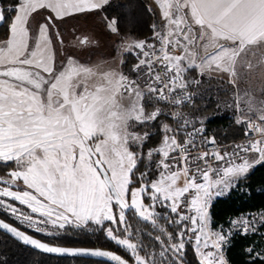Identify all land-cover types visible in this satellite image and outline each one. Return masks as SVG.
Returning <instances> with one entry per match:
<instances>
[{
  "label": "snow or ice",
  "instance_id": "1",
  "mask_svg": "<svg viewBox=\"0 0 264 264\" xmlns=\"http://www.w3.org/2000/svg\"><path fill=\"white\" fill-rule=\"evenodd\" d=\"M108 2L15 0L7 9L0 2V25H8L0 37V163L14 165L0 177V211L47 237L59 236L68 226H99L129 258L43 242L3 219L0 230L46 254L105 257L114 264H185L191 244L199 264H228L224 251L233 233L209 228V206L255 167L264 166V100L237 93L236 123L245 126L247 142L231 152L214 149L195 156L191 152L203 127L155 105L190 101L189 86L200 83L187 79L190 70L201 76L205 71L227 75L234 87L241 70L252 72L259 66L264 71V56L253 62L256 51L264 49V0H157L163 28L152 25L153 42L121 45L122 53L136 61L128 73L123 60L117 69L106 62L80 63L65 54L57 65L56 44L64 45L57 21L102 10ZM36 17L41 19L33 33L30 23ZM107 28L120 37L115 19ZM90 43L87 36H74V47ZM161 115H168L176 127L163 124L161 145L144 153L150 133L136 129ZM180 135L183 142L177 139ZM207 143L215 144V139ZM181 148L186 151L170 156ZM155 156L161 158L153 169ZM208 157L218 166L208 164ZM177 164L185 165L182 188L175 186L181 171L173 170ZM145 197L150 204L145 205ZM157 206L164 212L156 211ZM129 210L138 221L150 222L153 231L146 235L151 248L139 239L131 242L133 231L139 236L142 229L133 230L126 219ZM259 219L264 224V213ZM255 222V216L230 221L245 234L256 231ZM246 251L251 256L255 249ZM255 259L264 264V252Z\"/></svg>",
  "mask_w": 264,
  "mask_h": 264
},
{
  "label": "trees",
  "instance_id": "2",
  "mask_svg": "<svg viewBox=\"0 0 264 264\" xmlns=\"http://www.w3.org/2000/svg\"><path fill=\"white\" fill-rule=\"evenodd\" d=\"M4 9H7L10 4H13L15 0H0ZM106 16L115 19L118 22L119 32L123 35H130L139 40L147 39L149 35L150 14L147 11L144 0H109L108 4L101 10ZM5 15H9L7 11ZM12 15V13H11ZM67 24L66 39L64 45L74 43V36H87L92 38L93 33L87 32L85 28H77L76 24ZM7 24L0 25V36H4ZM87 30V31H86ZM86 31V32H85ZM72 34H74L72 36ZM90 34V35H89ZM55 39V37H54ZM103 42V41H102ZM57 47L60 45L57 43ZM63 45V46H64ZM100 45H103L101 43ZM68 48V46H66ZM69 49V48H68ZM77 53L79 49L75 50ZM126 63L123 65V71L129 72L130 63L132 62L131 55L124 54V60ZM198 77L199 81L210 83L213 79L207 78L204 75L197 74L196 70H190L187 73V79ZM199 86V84L197 85ZM205 92H199L197 96L193 97V104L184 107L190 111L204 113H210L213 109L214 102L209 96L204 97ZM205 128L210 130L213 138L217 141H226L235 139L240 136V129L235 122L234 117L223 111L219 114L214 113L207 117L204 121ZM150 130V138L144 145L145 148L155 145L160 139V124L155 121L148 124ZM14 167L12 164L5 165L0 163V174H5L7 169ZM140 170L143 166L140 165ZM160 210V208H157ZM264 210V166H257L251 170L246 177H242L238 180L236 186L229 189L224 195L213 199L209 206L210 215V229L220 230L223 228L225 231L229 226V222L232 218L239 217L241 215L256 213ZM0 217L9 221L10 223L18 226L19 228L31 233L34 236L39 237L50 243L67 245V246H87V247H101L116 251L125 258H129L124 250L118 248L113 242L108 240L105 233L99 226L91 225L77 229L72 226H68L59 236L47 237L42 234L36 233L33 230L27 229L20 225L13 219L9 218L3 211H0ZM126 219L132 226L133 230L139 227L142 229V234L137 236L133 231V239L141 240L143 244L150 245V240L146 233L153 231L150 222L144 224L137 220L134 211L129 210L126 215ZM108 222H106L107 224ZM159 223L166 225L164 219H160ZM175 226L168 228V231H173ZM232 235L229 237V243L225 248L224 254L228 264H261L259 259H255L256 254L264 252L261 249L262 237L264 233V224H259L255 232H249L245 234L242 231L231 230ZM261 232V234H259ZM248 248H254L255 251L249 255L246 251ZM158 249V248H157ZM156 249V250H157ZM143 255V253H141ZM185 264H199L193 247L191 244L186 247V255L184 257ZM0 264H111L101 260H95L90 258L80 257H66V256H54L45 254L29 248L16 240L9 237L7 234L0 231Z\"/></svg>",
  "mask_w": 264,
  "mask_h": 264
},
{
  "label": "rangeland",
  "instance_id": "3",
  "mask_svg": "<svg viewBox=\"0 0 264 264\" xmlns=\"http://www.w3.org/2000/svg\"><path fill=\"white\" fill-rule=\"evenodd\" d=\"M12 15H15V13H12ZM40 19L41 17H36L35 19L31 21L30 27L33 33L36 32L38 28V21H40ZM111 20H113L111 17L106 16L101 10H98V11H94L88 14L73 15L71 17L63 19L62 21H57L59 32L63 36L64 40L66 39V33H67L66 25L69 23L71 24V22H74L73 24H76L77 28H80V29L85 28L88 30V31L86 30L87 32L92 31L91 33L96 34L98 37L97 38L98 43H96L95 45H92L93 42H96V40H94L93 42L90 43V45L84 48L74 47L73 46L74 43L69 44V45L65 44L63 47L61 46L57 47L56 45L55 51H56L57 65L61 64V62L64 60L65 54H67V55H71L72 57H74L80 63H86L89 65H92V64H96L100 62H106L107 65L119 69L120 62L124 60V54L122 53L121 45L133 43L134 41L128 38L130 36L120 34V37H117L116 35L111 33V31L107 28V23ZM159 21L161 22V26L163 28V20H159ZM89 29L90 30L92 29V30L90 31ZM73 35L74 34H72V36ZM90 36H93V35H90ZM53 39H54V36H53ZM101 43H103V45H100ZM66 46H68L69 49ZM73 49L75 50L79 49L77 50L79 52L77 53ZM261 56H264V49H260L256 51V56L253 58V62L256 63L261 58ZM197 74H198V71H197ZM203 75L207 78L210 77L213 80L210 83L200 81L199 86H197V84H191L189 87H190L193 97L197 96L199 92H205L204 97H207V98L209 96L211 97V100L214 102V104H213L212 111L210 110V113L202 114L198 111L197 112L190 111L188 110V108H184V107L181 109V111L171 110L170 112L167 107L161 104L155 105V106L160 107L162 111L166 114H170L172 112H180L186 115L188 119L194 124H201L198 121H203V124H204V121L206 120L207 117L211 116L214 113L219 114L223 111H226L228 114L233 116L236 122L237 117L240 115V113L235 108L236 101L234 97L236 96L237 93H239V95L243 97L244 94L247 92L249 93V96L251 98H254L257 102L264 100V91H262L264 90V71H262L259 66L257 67L256 70L252 72L241 70V77L240 79L237 80L235 87L233 86V84L228 82L229 77L227 75H223V74L216 73V72L210 73L207 71H205ZM192 79L199 80L198 77L189 78V80H192ZM248 98L249 97H245V99H248ZM191 104H193V102ZM240 105H241V108L245 109V111L247 110V105L244 103L243 100L240 101ZM147 110L151 111L152 108L149 107ZM156 121L159 122L160 124V132H161L160 139L157 144L145 148V150H143L144 153H147L149 150L157 148L161 145L162 137L164 135L162 131L163 124H169L170 126L176 125L175 121H173L168 115H161ZM136 131L140 132L141 134H143L144 132L150 133V130L148 129L147 125L144 127L137 128ZM160 158H161L160 156H155L153 158V163H152L153 169H155V161H158ZM147 163L148 161L147 159H145L144 163L141 164L143 166V169L141 171L145 170V165ZM10 169H7L5 174H2V175L0 174V177H6V173ZM137 176H139V173H137ZM153 178H155V172L153 173ZM184 183H185V176L180 171V176L175 186L182 188L184 186ZM18 184L21 187H23L22 181L18 182ZM0 187H2V185H0ZM142 199L145 205H148L151 203V201L148 200L146 197ZM129 202H130V198H129ZM12 203H15V202H12ZM157 208L159 207L157 206ZM157 208H156V211L161 212V213L164 212L163 209L157 210ZM24 210L27 211V209H24ZM261 213H264V210L256 212V213L241 215L239 217L232 218L230 221L240 220L242 217L246 219H251L253 216H255L256 222L254 224V227L256 229L258 225L261 224L260 219H259ZM6 215L9 218L16 221L13 217L9 216L8 214ZM16 222L19 223L18 221ZM160 224L163 225L162 223ZM24 227L27 228L26 226ZM229 230H238V231L244 232L242 228L241 229L233 228L230 222H229L228 228H226L224 232L228 233ZM216 231H219V230H216ZM259 234H261V232H259ZM262 234H263V237L261 240L262 242L261 249L264 250V233ZM131 242H134V243L136 242L133 239V237L131 238ZM192 243H194V240L192 241ZM158 250L159 249H157L156 251Z\"/></svg>",
  "mask_w": 264,
  "mask_h": 264
},
{
  "label": "built area",
  "instance_id": "4",
  "mask_svg": "<svg viewBox=\"0 0 264 264\" xmlns=\"http://www.w3.org/2000/svg\"><path fill=\"white\" fill-rule=\"evenodd\" d=\"M146 8H147L148 13L150 14V24H149L150 31H149V35H148L147 39H145V40H148V42L151 43V42H153L152 41V36H153L152 25L156 24L161 29H162V26H161V22L159 21V19L155 16L154 10L150 6H146ZM170 51H172V50H170ZM173 54L179 55V51H174ZM131 56H132V62L130 63V69L133 66V64L136 62L135 58H134V55H131ZM125 73H128V72H125ZM188 92L191 93L190 87L188 88ZM192 101H193V96H191V100L190 101H187V102L183 103L180 106L173 107V106H168V105H165V104H161V105L167 107L170 112H171V110H173V111H181V109L183 107L191 104ZM195 126L197 128L202 126L203 127V132L200 133L196 137L197 148L191 152L192 156H195L197 154V152L202 153V152H205V151H212L214 149H218L221 153H223L225 150L231 152V151H233L235 145L245 144L247 142V140H248V137H246L244 135L245 126L241 125V124H238L239 129H240V136L239 137H237L235 139H231V140H226V141H217L215 139V144L207 143V141L209 139L213 138V135H212L210 130H207L205 128L204 124H202V125L201 124H195ZM172 127L175 128L176 125H172ZM188 131H191V128H189ZM253 136L255 138V134H253ZM177 139L180 142H183L184 136L180 135V136L177 137ZM185 151L186 150L184 148H181V149H179V152L170 153V156H177L178 157L180 154L184 153ZM169 162L170 163H174L173 161H169ZM208 164H210L212 167H217L218 166L217 162L212 157H208ZM200 166L203 167V162H200ZM184 167H185L184 164H177V168H174L173 170H181V172H182V169ZM189 167H190L192 172H195V166L194 165H189ZM200 182H202V181H200Z\"/></svg>",
  "mask_w": 264,
  "mask_h": 264
},
{
  "label": "water",
  "instance_id": "5",
  "mask_svg": "<svg viewBox=\"0 0 264 264\" xmlns=\"http://www.w3.org/2000/svg\"><path fill=\"white\" fill-rule=\"evenodd\" d=\"M0 219H3V218L0 217ZM3 220H5V219H3ZM5 222H8V223L11 224L12 226L17 227L19 230L24 231L27 235L33 236L34 238H37V239H40L39 237L32 235L31 233H29V232H27V231H25V230L19 228L18 226H16V225L10 223V222L7 221V220H5ZM0 231L3 232V233H5V234H7L9 237H11L12 239H14V240H16L17 242L21 243L22 245H24L22 241H19V240H18L16 237H14L12 234L7 233V232H5L4 230H0ZM40 240L43 241V242H47V241L42 240V239H40ZM49 243H50V242H49ZM52 244H54V243H52ZM56 245H58V246H62V247H66V248L89 249V250H95V249L106 250V251L113 252V253H115V254H119V253H117V252L114 251V250L107 249V248H101V247L67 246V245H59V244H56ZM25 246H27V245H25ZM27 247L32 248L31 246H27ZM32 249H34V248H32ZM34 250L41 252L40 250H37V249H34ZM45 254H46V253H45ZM50 255H54V256H66V257L90 258V259L101 260V261H105V262H108V263L114 264V262L108 260V259L105 258V257H95V256H90V255H88V256H68V255H58V254H50ZM119 255H121V254H119ZM121 256H122V255H121ZM122 257H123V256H122ZM123 258H125V257H123ZM125 259H127V258H125Z\"/></svg>",
  "mask_w": 264,
  "mask_h": 264
},
{
  "label": "crops",
  "instance_id": "6",
  "mask_svg": "<svg viewBox=\"0 0 264 264\" xmlns=\"http://www.w3.org/2000/svg\"><path fill=\"white\" fill-rule=\"evenodd\" d=\"M144 2H145V5L146 6H150L153 10H154V14H155V16L159 19V20H162V17H161V9H160V6H159V4H158V2H157V0H144ZM93 36H92V39H94V40H96V42H93V44L92 45H95L96 43H98V40H97V35L96 34H92ZM127 36H130V35H127ZM131 37V38H130ZM130 37H128L130 40H133L134 42L135 41H139V39H136V38H134V37H132V36H130ZM199 51H200V54L201 55H203L204 53H203V50L202 49H198ZM209 51H211V49H209ZM193 250H194V253H195V255H196V252H195V249L193 248ZM196 257H197V255H196ZM197 259H198V257H197Z\"/></svg>",
  "mask_w": 264,
  "mask_h": 264
},
{
  "label": "flooded vegetation",
  "instance_id": "7",
  "mask_svg": "<svg viewBox=\"0 0 264 264\" xmlns=\"http://www.w3.org/2000/svg\"><path fill=\"white\" fill-rule=\"evenodd\" d=\"M90 38V37H89ZM90 40H91V42H93L94 41V39H92V38H90Z\"/></svg>",
  "mask_w": 264,
  "mask_h": 264
}]
</instances>
